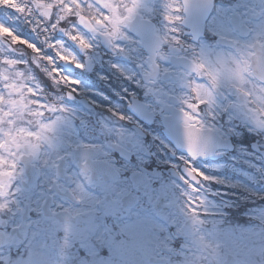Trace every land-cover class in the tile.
<instances>
[{"label":"snow or ice","instance_id":"snow-or-ice-1","mask_svg":"<svg viewBox=\"0 0 264 264\" xmlns=\"http://www.w3.org/2000/svg\"><path fill=\"white\" fill-rule=\"evenodd\" d=\"M12 10L27 12L39 46L0 23L10 45L0 49V264H122L134 233L148 239L144 264H196L188 244L207 237L230 257L218 264H264V214L240 210L250 243L229 252L225 223L240 207L216 186L242 204L257 193L196 166L246 152L234 141L244 131L264 155V0L259 11L239 0H12ZM101 51L131 86L114 93L119 108L63 67L107 81ZM256 170L249 179L264 184Z\"/></svg>","mask_w":264,"mask_h":264},{"label":"rangeland","instance_id":"rangeland-1","mask_svg":"<svg viewBox=\"0 0 264 264\" xmlns=\"http://www.w3.org/2000/svg\"><path fill=\"white\" fill-rule=\"evenodd\" d=\"M7 2H8V7H0V23H3L7 25L8 27H11L12 29H14L17 35L21 36L24 39H28L31 42H35L39 46V43L36 37L34 36V34L31 33L30 29H28L29 25L26 23V21L29 19V17L27 15V12L23 14L17 13L12 10V0H7ZM30 2L31 0H17L18 4L24 5V6L29 5ZM32 19H34V17ZM84 34L86 36L88 35L86 32ZM65 45L68 46L66 41H65ZM9 47L10 45L8 44L7 41L0 43V49H4L5 51H7ZM20 51L21 49L17 48V52H20ZM73 52L74 54H76L75 51ZM80 55L83 56L82 53H80ZM78 58L80 57L78 56ZM106 61H108V57L105 56L104 53L101 51L100 62L97 64L96 67L99 73L109 75L110 79L107 81L98 80L95 76V73L93 74L80 73L79 70H76V69H74L70 73L72 74V76L80 78L82 80L83 86L86 89H95L96 91H103L106 95H109L110 98H112L113 100L111 102L112 106L115 108H119L120 105L116 101L114 97V93L120 91V89L123 88L124 82L120 80L118 77H115V73L111 72ZM121 95H123L122 91H121ZM94 99L99 101L101 105V107L98 109H101V110L105 109L104 101L100 100L99 97H94ZM98 109L96 110L97 112H98ZM101 110L100 112H104ZM249 134H250V137L255 135L253 133H249ZM246 155H249V152L247 150L246 152L243 150L239 152L236 151V155H233V158L237 159L235 161L244 162L245 164H250L251 167H254L255 169H257L258 167L256 165L254 166L252 165V162L250 161L248 162L247 160L244 159L246 158ZM161 159L163 158L161 157ZM226 162H228V160L225 162L222 161L220 162V164L225 165ZM233 170H234V167H233ZM235 171L237 173L239 172L241 175H246L245 177H247L248 179L250 177L257 178L254 175L251 176V175L246 174V172L244 171H240V170H235ZM222 176L226 177L225 174H223ZM227 178H231V177H227ZM235 182L242 183L253 189V186H252L253 183L251 181H249L250 182L249 184L246 182L240 181V180H235ZM258 184L260 183H256V185ZM226 192L229 193V190ZM246 194L249 195L248 193ZM260 195H262V193H257V196H260ZM257 196H252V197L258 198ZM238 203H239V199L236 197L234 205L235 204L238 205ZM253 213H255L258 217L264 214V213H261V210L259 209H256L255 211H251V213L249 214H253ZM63 223L64 222H61V224ZM225 227L229 233H234L233 235H229L227 237L222 238L223 244L226 246V250H228L229 252L231 253L239 252L246 244L250 243V241L241 238V233L245 230L246 226L241 227L238 225L237 226L228 225ZM205 235L207 236L206 233ZM67 236H68V245L70 246L73 245L75 238L73 236L71 229L67 233ZM64 237H65V234L63 232V228L61 227L60 237L56 239L55 245L53 246L56 254L59 253V255H62L64 251L66 250ZM125 239L128 241V243L124 249V255L122 257V264H144L145 256L143 255V252L146 248L149 247L147 237H142L139 234L134 233L130 237H125ZM49 243L51 244L52 242L50 241ZM215 243H216V240L213 237H207V239L203 243L198 242V241L190 242L186 249L188 259L194 260L196 264H218L219 261H222L223 259L228 258V257H224L223 254H219V255L217 254L215 250ZM206 245H210V246H206ZM77 247L78 245L72 246L71 252L75 253ZM106 251L107 250L105 249V252Z\"/></svg>","mask_w":264,"mask_h":264},{"label":"flooded vegetation","instance_id":"flooded-vegetation-1","mask_svg":"<svg viewBox=\"0 0 264 264\" xmlns=\"http://www.w3.org/2000/svg\"><path fill=\"white\" fill-rule=\"evenodd\" d=\"M229 2H235V0H225V3H229ZM239 2L241 3H246L250 6H253L255 7L256 11H259V0H239ZM238 11L243 14L245 13L246 9L245 8H240L238 9ZM249 16H251V13L249 12L248 13ZM77 53V52H76ZM77 55L82 58L83 56L82 55H79L77 53ZM74 70V68H72V71ZM124 87H129L131 88L130 85H126L125 82L123 83V88ZM247 133L243 132V135L242 137L240 138H234V141L236 142H243V147H247L249 150H250V154L251 155H257L256 158H249L250 162H252V165H256L257 167H261V168H264V157L261 156V154L259 152H256L255 149L252 147V145L256 144L257 143V137H252V139H244L245 137L247 138ZM154 151H157L158 150L155 148ZM163 159H161V163L163 162V160L165 159L164 157H162ZM168 158V157H166ZM223 159H221L220 161H222ZM248 161V160H247ZM202 165H199L197 164L196 166L197 167H200L202 171H205L206 172V169L204 166V164H206V162L204 163H201ZM234 170L232 171L230 177L232 178H229L231 179L232 181H235V180H240V181H243V182H246V183H250L249 181H251L250 179H248L247 177H245L246 175H241L239 172L237 173L235 170H240V171H244L246 172V174L248 175H254L256 176L257 178L260 177L261 173L257 172V170L254 168V167H250V164H245L244 162H234ZM167 175V173H166ZM216 175V173H215ZM217 175H223V172L220 171L219 173H217ZM63 182V181H62ZM253 186V191L255 189V192L256 193H262V195H264V186L263 184H252ZM237 197V195H236ZM245 197L247 199V201H245L243 204H242V201H241V204L244 208L242 209H247L248 211H255L256 209L260 208L262 205H264V202H261L258 198H253L251 195H247L245 193Z\"/></svg>","mask_w":264,"mask_h":264}]
</instances>
